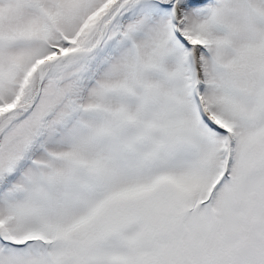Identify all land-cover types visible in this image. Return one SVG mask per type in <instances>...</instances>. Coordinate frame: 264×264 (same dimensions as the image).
I'll return each mask as SVG.
<instances>
[{"label": "snow or ice", "instance_id": "snow-or-ice-1", "mask_svg": "<svg viewBox=\"0 0 264 264\" xmlns=\"http://www.w3.org/2000/svg\"><path fill=\"white\" fill-rule=\"evenodd\" d=\"M0 264H264V0H0Z\"/></svg>", "mask_w": 264, "mask_h": 264}]
</instances>
